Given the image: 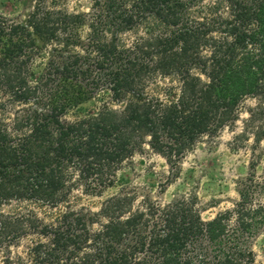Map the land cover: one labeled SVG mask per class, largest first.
Returning <instances> with one entry per match:
<instances>
[{
    "label": "trees",
    "instance_id": "16d2710c",
    "mask_svg": "<svg viewBox=\"0 0 264 264\" xmlns=\"http://www.w3.org/2000/svg\"><path fill=\"white\" fill-rule=\"evenodd\" d=\"M195 1L133 0L130 7L126 0H95L125 28L151 20L148 36L132 49H120L115 38H96L88 58L65 48L62 66L54 69L59 78L37 84L31 64L39 41L58 38L60 25L67 32L83 24V16L34 15L28 25L0 18V91L32 106L16 120V137L0 121V206L15 200L58 205L69 167L110 186L119 166L147 139L175 166L200 138L234 122L247 97L260 100L251 121L264 118V0H217L208 20L191 17ZM224 5L227 15L220 12ZM157 73L180 83L166 91V101L143 97L145 79ZM90 80L106 84L117 102L129 99L125 108L104 107L95 116L64 122L69 109L90 98L84 88ZM44 87H50L47 103L39 98ZM263 137L264 131L256 134L258 142ZM241 197L233 232L229 212L204 222L186 201L132 213L131 202L116 198L101 212L110 223L96 234L82 217L65 215L64 225L56 226L0 214V245L33 229L50 239L31 249L34 264H252V251L236 233H250L257 217L264 219V205L253 206L248 192ZM205 244L223 255L211 256Z\"/></svg>",
    "mask_w": 264,
    "mask_h": 264
},
{
    "label": "rangeland",
    "instance_id": "374dc122",
    "mask_svg": "<svg viewBox=\"0 0 264 264\" xmlns=\"http://www.w3.org/2000/svg\"><path fill=\"white\" fill-rule=\"evenodd\" d=\"M132 1L126 0L125 6L131 7ZM218 4L217 0L195 1L190 6V15L192 18L208 20ZM220 7V12L227 15V7ZM48 13L52 14V20H63L64 15H81L84 23L72 24L67 32H63V25H60L58 38L39 41L31 64L32 84H37L41 78H44V82L49 76L52 79L59 78L61 74H57L54 69L57 65L62 66L65 48L70 54L88 58L91 53L92 57L96 38L107 36L108 39L115 38L120 49H132L148 36L151 28V20L125 28V23L121 25L119 20L110 18L106 9L96 6L95 0H0V18L11 23L28 25L34 15L44 17ZM65 42H69L67 47ZM205 54L209 55L208 52ZM85 65L87 67L88 63ZM194 73L200 74L198 70ZM84 88L90 98L69 109L62 116L64 122L73 123L95 116L104 107L122 110L129 101L117 102L103 82L86 81ZM171 88H180L178 78L157 73L145 79L143 97L166 101V91ZM43 90L39 98L47 103L46 95L50 87H44ZM259 102L257 97L245 98L234 122L215 136L200 138L175 166L155 153L147 139L141 149L119 166L110 186L100 187L95 181L81 177L76 169L69 167L64 170V199L61 203L52 206L30 200H15L0 206V214L32 217L44 224L56 226L62 223L61 219L65 215L82 217L90 232L96 234L110 223L101 212L116 198L131 202L132 213L145 212L153 206L166 208L176 202L186 201L193 205L204 222L212 221L223 213H232L230 230L233 232L237 229L235 211L242 200L241 193L248 192L253 206L264 205V137L259 142L256 139V134L264 131V118L254 123L251 121V113L256 111ZM30 107L18 104L11 96L0 91V121L8 126L13 137L16 134L13 129L15 122L26 115ZM257 220L258 223H252L250 233L240 231L236 234L245 239L246 244L243 246L252 251V264H264V219L257 217ZM25 232L19 240L0 245V264H34L31 249L38 243L50 244V239L42 237L39 230L28 229ZM206 247L211 256L223 255L210 244ZM63 261L61 264H68L65 259Z\"/></svg>",
    "mask_w": 264,
    "mask_h": 264
}]
</instances>
